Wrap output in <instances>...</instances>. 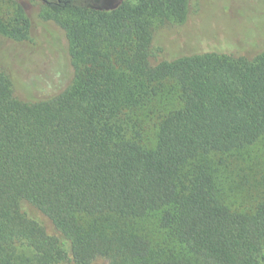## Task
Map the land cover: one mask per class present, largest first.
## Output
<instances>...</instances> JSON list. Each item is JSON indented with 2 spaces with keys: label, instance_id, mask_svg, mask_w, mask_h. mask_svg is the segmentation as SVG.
Instances as JSON below:
<instances>
[{
  "label": "trees",
  "instance_id": "trees-1",
  "mask_svg": "<svg viewBox=\"0 0 264 264\" xmlns=\"http://www.w3.org/2000/svg\"><path fill=\"white\" fill-rule=\"evenodd\" d=\"M188 10L189 0L45 3L74 79L28 102L0 68V264H264V171L245 153L264 140V52L155 51L157 23ZM31 29L22 7L0 19L16 42ZM164 93L179 107H158ZM236 181L250 211L234 207Z\"/></svg>",
  "mask_w": 264,
  "mask_h": 264
},
{
  "label": "rangeland",
  "instance_id": "rangeland-1",
  "mask_svg": "<svg viewBox=\"0 0 264 264\" xmlns=\"http://www.w3.org/2000/svg\"><path fill=\"white\" fill-rule=\"evenodd\" d=\"M121 1L75 0V3L111 10ZM44 5L43 0H0V19H12L22 7L32 21L29 40L16 42L0 35V68L13 79L16 97L28 102L55 96L74 79L66 32L55 21L42 17ZM188 11L182 23H157L152 43L155 51L162 49L167 57H176L219 49L251 59L264 52V0H189ZM159 99L157 106L164 110L178 108L180 104L176 96L166 93ZM141 118L146 126V139L154 142L155 117ZM245 153L250 164L264 171V140ZM234 179L237 180L236 175ZM237 185L244 188L245 184L236 181L233 189ZM234 193L231 197L235 208L250 211L255 205L238 189Z\"/></svg>",
  "mask_w": 264,
  "mask_h": 264
},
{
  "label": "flooded vegetation",
  "instance_id": "flooded-vegetation-1",
  "mask_svg": "<svg viewBox=\"0 0 264 264\" xmlns=\"http://www.w3.org/2000/svg\"><path fill=\"white\" fill-rule=\"evenodd\" d=\"M43 1L46 3V2H54V1H57V0H54V1L43 0Z\"/></svg>",
  "mask_w": 264,
  "mask_h": 264
}]
</instances>
